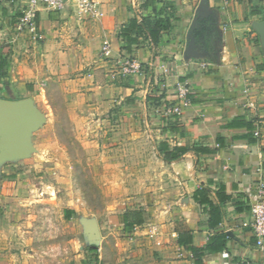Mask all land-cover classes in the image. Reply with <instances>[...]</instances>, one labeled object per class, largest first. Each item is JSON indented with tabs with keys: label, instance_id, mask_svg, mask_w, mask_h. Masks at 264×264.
<instances>
[{
	"label": "crops",
	"instance_id": "obj_1",
	"mask_svg": "<svg viewBox=\"0 0 264 264\" xmlns=\"http://www.w3.org/2000/svg\"><path fill=\"white\" fill-rule=\"evenodd\" d=\"M23 3L0 0V65L8 63L0 77V264H50L51 249L66 246L49 245L48 227L73 211L59 210L58 197L49 196L43 177L33 174L46 168L39 157L48 151L36 136L54 119L37 102H45L46 87L55 80H64L74 121H94L119 106L131 111L129 120L152 124L141 135L162 139L155 150L170 167V226L186 263L196 259L178 244L177 230L190 231L196 248L214 235L228 237L225 251L206 254L203 264H264V246L244 226L253 193L264 183V0H101L94 15L82 17L73 4L64 12L41 8L38 43L16 33ZM134 18L146 35L128 54L117 33ZM160 18H169L171 28L155 42L151 31ZM203 27L206 37L197 36ZM132 57L142 73L122 79L110 71ZM185 81L191 95L181 118L155 117L151 104L162 110L179 104L176 86ZM155 87L159 94L152 99ZM163 143L188 151L169 161L160 151ZM222 186L230 199L221 204ZM199 189L220 207L219 226L210 228L208 210L195 201ZM136 212L144 223L135 231L145 226V213L122 214Z\"/></svg>",
	"mask_w": 264,
	"mask_h": 264
},
{
	"label": "rangeland",
	"instance_id": "obj_2",
	"mask_svg": "<svg viewBox=\"0 0 264 264\" xmlns=\"http://www.w3.org/2000/svg\"><path fill=\"white\" fill-rule=\"evenodd\" d=\"M110 71L128 79L119 69ZM150 90L156 99L159 91ZM68 99L64 80H55L46 87L45 102H37L54 119L45 134L36 136L35 142L48 151L39 157L46 168L33 174L43 177L49 196L58 197L59 210L74 212L65 222L51 219L49 245L58 241L66 246L51 249L50 264H189L170 226V167L155 150L162 139L141 135L152 124L129 120L131 111L119 106L101 111L94 121H74ZM151 110L155 117L164 116L157 103ZM76 113L83 115L80 109ZM139 209L145 226L125 231L121 215ZM57 253L59 262L52 257Z\"/></svg>",
	"mask_w": 264,
	"mask_h": 264
},
{
	"label": "trees",
	"instance_id": "obj_3",
	"mask_svg": "<svg viewBox=\"0 0 264 264\" xmlns=\"http://www.w3.org/2000/svg\"><path fill=\"white\" fill-rule=\"evenodd\" d=\"M205 21L201 22L202 24ZM40 24V21H39ZM171 28V20L169 18H160L157 20L154 29L151 31V38L153 41L158 42L161 35ZM208 30L203 27L201 30L197 31V36L205 35ZM209 34V33H208ZM146 32L144 27L138 23L137 19H132L126 25H123L117 36L120 41L125 44V50L128 54L132 53V49L134 47H139L140 39L144 38ZM206 37V35H205ZM206 43L209 46L211 44V40L206 38ZM8 63L6 60H2L0 65V77L5 76V69ZM162 97H159L157 101L159 102ZM249 128H252L251 125ZM161 153L165 154V157L169 161H174L179 159L182 155H184L188 150L186 148L177 147L174 150H170L167 143H163L161 145ZM224 193V186L221 187L220 192L218 193L219 202L225 203L230 198L226 196ZM194 199L201 206H204L206 210H208L210 215L209 226L210 228H214L219 226L222 223V213L219 206L215 205L214 202L210 199L209 192L206 189H199L194 194ZM74 215V212H67V220H70ZM121 223L124 226L125 231L132 233L135 231L137 227H140L144 223L143 213H126L121 216ZM178 233V244L181 247L186 248L189 252L192 253L193 257L196 259V264H203V257L206 254H216L225 251L228 243V237L225 234H217L210 238L209 242L204 248H196L193 246V238L192 233L190 231H181L177 230Z\"/></svg>",
	"mask_w": 264,
	"mask_h": 264
},
{
	"label": "built area",
	"instance_id": "obj_4",
	"mask_svg": "<svg viewBox=\"0 0 264 264\" xmlns=\"http://www.w3.org/2000/svg\"><path fill=\"white\" fill-rule=\"evenodd\" d=\"M69 4L76 7V13L82 16L94 15L100 5L101 0H24L23 9L18 18L15 30L18 35L26 36L33 42L42 41L43 35L39 24V13L41 8H46L50 11L64 12ZM107 52V50H103ZM143 67L136 58H127L124 60L120 74L123 77H132L142 73ZM189 82H179L176 86L177 97L179 104L165 106L163 112L171 118H181L185 108L190 104L191 91ZM250 108H255L254 102L249 103ZM255 137H260L259 132L254 133ZM250 221L244 226L251 230L257 239L258 246H264V183H261L254 191L250 208Z\"/></svg>",
	"mask_w": 264,
	"mask_h": 264
},
{
	"label": "water",
	"instance_id": "obj_5",
	"mask_svg": "<svg viewBox=\"0 0 264 264\" xmlns=\"http://www.w3.org/2000/svg\"><path fill=\"white\" fill-rule=\"evenodd\" d=\"M10 106H16L17 104H15V103H12V104H9Z\"/></svg>",
	"mask_w": 264,
	"mask_h": 264
}]
</instances>
